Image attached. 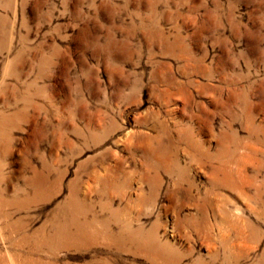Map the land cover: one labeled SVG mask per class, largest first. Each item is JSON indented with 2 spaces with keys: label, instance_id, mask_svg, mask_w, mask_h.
Segmentation results:
<instances>
[{
  "label": "rangeland",
  "instance_id": "rangeland-1",
  "mask_svg": "<svg viewBox=\"0 0 264 264\" xmlns=\"http://www.w3.org/2000/svg\"><path fill=\"white\" fill-rule=\"evenodd\" d=\"M0 264H264V0H0Z\"/></svg>",
  "mask_w": 264,
  "mask_h": 264
}]
</instances>
